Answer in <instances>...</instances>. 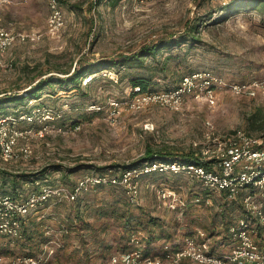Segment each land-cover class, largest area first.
<instances>
[{"label":"rangeland","instance_id":"1","mask_svg":"<svg viewBox=\"0 0 264 264\" xmlns=\"http://www.w3.org/2000/svg\"><path fill=\"white\" fill-rule=\"evenodd\" d=\"M228 1L59 0L65 19L52 34L47 27L49 0H0V26L40 35L36 40L18 39L4 52L0 112L39 107L32 120L18 125L44 129L43 136L20 139L12 160H4L0 152V167L18 174L15 185L10 179L1 183L0 175V194L25 197L45 184L72 188L89 176L119 180L126 164H141L148 147H166L175 154L193 149L200 153L202 142L235 128L260 133L250 130L247 117L259 108L264 111L261 95L222 89L213 102L190 98L180 110L153 103L131 107L130 78L135 73L150 78L155 90L172 86L181 74L206 68L237 82L264 78V11L251 6L222 11ZM191 20L199 23L201 43L164 48L147 57L145 67H108L86 73L81 82L69 80L61 71L73 70L84 60L117 57L160 38L175 37ZM50 77V83L38 87L41 78ZM17 93L22 98L10 100ZM26 144L32 148L28 156L21 152ZM111 183L82 193L79 200L52 198L39 204L28 216L37 219L36 230L44 231L49 242L31 245L23 237L0 235V253L24 255L27 247H34L31 251L38 254L48 242L55 249L50 264H101L127 243L126 218L137 216L146 224L150 214L165 221L168 237L158 241L159 249L196 228L205 229L212 242L221 236L222 227L215 221L222 217V194L209 189L198 195L206 189L195 176L173 171L133 175L136 193L130 185ZM231 213L228 217L235 219L241 210L236 206ZM144 228L135 230L138 238Z\"/></svg>","mask_w":264,"mask_h":264},{"label":"built area","instance_id":"2","mask_svg":"<svg viewBox=\"0 0 264 264\" xmlns=\"http://www.w3.org/2000/svg\"><path fill=\"white\" fill-rule=\"evenodd\" d=\"M49 4L51 13L47 27L50 33L55 34L65 18L59 0H49ZM39 37L36 32L15 33L0 26V64L4 52L16 40H36ZM222 89L236 95L264 97V78L237 82L211 70H198L184 75L175 87L142 90L136 86L130 102L134 109L153 103L180 110L190 98H205L213 102ZM113 104L119 105V102L113 100ZM39 111L38 107L20 113H0V152L4 160L15 157V148L20 139L29 140L33 136L44 135L43 128H23L18 125L22 120H32ZM146 125L153 127V124ZM202 144L200 157L206 164L151 161L139 168L124 171L119 180L115 176H89L79 179L74 188L63 184L42 185L39 190L20 198L0 194V235L20 237L22 219L50 198L74 200L90 186L117 181L130 185L136 193V185L131 183L133 175L154 171L186 172L203 180L209 189L219 191L224 202L234 204L241 210L227 225V233L233 241L230 248L224 252L214 251L212 236L205 229L196 228L184 238L183 244L172 251L145 254L139 248L118 250L101 264H264V131L254 134L243 127L235 128L220 138L218 136ZM195 145L200 143L195 141ZM21 152L31 155L32 148L26 144L22 146ZM220 224L223 226V221ZM54 256L55 249L47 243L45 249L35 255L10 256L0 253V264H50Z\"/></svg>","mask_w":264,"mask_h":264},{"label":"trees","instance_id":"3","mask_svg":"<svg viewBox=\"0 0 264 264\" xmlns=\"http://www.w3.org/2000/svg\"><path fill=\"white\" fill-rule=\"evenodd\" d=\"M248 6L249 7L250 6L255 7V8H258V9L264 11V0H230L224 6H222L221 9H222V11H229L233 8L248 7ZM201 41H202V37H201L200 31H199V23H196V22H194V20H191L190 22L187 23L186 29L184 31L180 32L175 37L171 36L169 38H167V37L160 38V39L153 41L151 43L143 44L136 51H131V52H127V53L126 52L120 53L117 57L111 56L108 58L102 57V58H96L94 60H84V64H83V61L80 62L79 66H75V68L73 70L67 69V70H61V71L63 73L67 74L69 80L81 82V79L83 78V76L86 73L96 72V71H99L101 69L108 68V67H118V68H121L122 66H126L127 68H129V67H145L147 57H149L151 55L156 56L164 48L171 47L174 44L180 45V44L188 43V42L201 43ZM163 68L165 70L167 68V66H164ZM201 70H211L213 72H216L211 68H206V69H201ZM195 71H198V70H194V71H190V72L181 74L179 76V78L177 79L175 84H173L172 86L165 87L164 89L175 87L176 85H178L180 83V81L182 80L184 75L195 72ZM216 73H218V72H216ZM51 77L50 78H41L38 81L39 82L38 87H42L44 84L50 83ZM150 80H151L150 78H147L144 75L137 74V73L133 74L132 77L130 78V82L132 84V90H133L132 94L134 93V88L136 86H139L142 90H155L153 88V86H150ZM57 81H63V78L58 77ZM37 90L32 91L31 95H33ZM25 95H28V93H26ZM21 98H22V96L17 93V94H14V96H12L10 98V100L18 101ZM0 113L7 114L8 112H0ZM247 124L250 127V130L256 129L260 133L263 132L264 131V111H263V109L259 108L258 110L251 113L247 117ZM197 151H198L197 149H193V150H189L186 152H182L181 154H175L172 150H170L166 147H164V148L148 147L146 152H145V155L142 157L141 164H139L140 162H131V163L126 164L124 166L123 171L133 169V168L137 167L138 165H143V164H145L147 162H151V161H179V162H183V163H204V164H206V161H204L200 157L201 152L198 153ZM158 172H160V171H158ZM151 173H153V172H148L146 174H151ZM160 173H165V172H160ZM0 175L2 176L1 183L6 182V180H8V179L11 180V184H13V185H15L17 182L18 174H15L13 172H9L5 168L0 167ZM198 180L204 184L205 189H206V190H204V188H202L199 190V192H197L198 195L203 196L209 192V188L206 186V184L203 182V180H201L199 178H198ZM76 183L77 182H75V184L72 186V188H74ZM111 184H113V183H111ZM45 185H50V184H45ZM104 185H106V184L100 183V184H97L94 186H90L88 189H86L82 193L87 192V191H92L93 189L100 188ZM3 194H7V193H3ZM81 194H79V196L76 199H74L73 201H75L77 199L79 200ZM8 195H11V194H8ZM11 196H13V195H11ZM13 197L20 198V197H16V196H13ZM50 199H52V198H50ZM57 199H60V198H57ZM49 200H47V201H49ZM232 207L236 208V206L234 204H229L228 202L221 203L220 214L222 217L218 221H220V222L223 221L224 225L222 226V228H224L226 231H227V227H228L227 225L231 220L227 214L231 213ZM28 215L22 219V233H21V236L18 238L23 237V240L26 241L25 243L30 242L31 245L37 244L40 242H44L45 240L47 241L48 238H46L47 236L45 235L44 231L36 230L38 228L37 227V225H38L37 219L35 217L29 218ZM130 215L132 216V214H130ZM76 217H78L81 220L80 214H77ZM146 217H148L146 224L143 223V221L140 220L141 218L137 217V216H132V218L131 217L126 218V222H125L126 231L129 232L128 233L129 238H128L127 243L125 244V246H123V249H121V250L139 248V249H142L145 254H151V253H161V252L172 251L176 247H178V245L183 244V242H184L183 240L186 236H184L182 240L180 239V241H177V242L175 240L176 237L172 238L169 242H167L166 244L163 245L162 249H159V247L162 246V244L161 245L158 244V241L161 238L165 237V239H167V237H168V235L166 234V230L164 228L165 221L163 220V218L161 216H158V215L152 216L150 214ZM215 223H218V222L215 221ZM143 225L145 227L144 233L140 238H138L137 237L138 235H137V233H135V230L138 228V226H140V228H142ZM140 230L143 231V229H140ZM136 231H138V230H136ZM189 232L191 234V233H193V230H191ZM36 237H38L39 240ZM33 240L35 241V243ZM165 241H167V240H165ZM33 248L34 247H31V248L27 247L26 253L29 255H35V253H33V251H31V250H33Z\"/></svg>","mask_w":264,"mask_h":264},{"label":"crops","instance_id":"4","mask_svg":"<svg viewBox=\"0 0 264 264\" xmlns=\"http://www.w3.org/2000/svg\"><path fill=\"white\" fill-rule=\"evenodd\" d=\"M230 208V207H229ZM236 208H231V212L232 211H234ZM238 210V209H237ZM232 214V213H231ZM238 215V214H237ZM221 222L219 221L217 224H218V226L219 227H222L221 226V224H220ZM224 228H222L221 229V231H220V233H221V236H219L218 238L219 239H217L215 242H213V244H214V246H212V248H213V250L214 251H216V252H224V251H226V250H228L229 248H230V246H231V244L233 243V241H232V243L229 241V239L230 240H232L231 239V237L229 236V233H227V231L226 232H224ZM190 234V233H189ZM48 242H49V240H48ZM48 242H46V244L48 243ZM189 263V262H188Z\"/></svg>","mask_w":264,"mask_h":264}]
</instances>
